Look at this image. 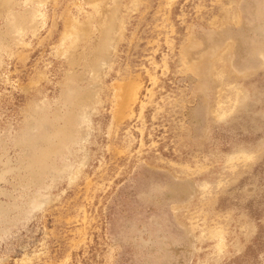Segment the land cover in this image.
Listing matches in <instances>:
<instances>
[{
    "label": "rangeland",
    "instance_id": "1",
    "mask_svg": "<svg viewBox=\"0 0 264 264\" xmlns=\"http://www.w3.org/2000/svg\"><path fill=\"white\" fill-rule=\"evenodd\" d=\"M0 264H264V0H0Z\"/></svg>",
    "mask_w": 264,
    "mask_h": 264
}]
</instances>
